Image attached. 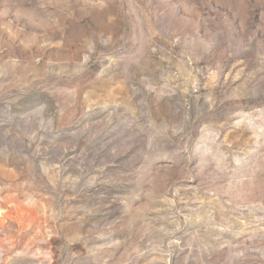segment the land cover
Segmentation results:
<instances>
[{
    "label": "rangeland",
    "instance_id": "rangeland-1",
    "mask_svg": "<svg viewBox=\"0 0 264 264\" xmlns=\"http://www.w3.org/2000/svg\"><path fill=\"white\" fill-rule=\"evenodd\" d=\"M0 264H264V0H0Z\"/></svg>",
    "mask_w": 264,
    "mask_h": 264
},
{
    "label": "built area",
    "instance_id": "built-area-1",
    "mask_svg": "<svg viewBox=\"0 0 264 264\" xmlns=\"http://www.w3.org/2000/svg\"><path fill=\"white\" fill-rule=\"evenodd\" d=\"M196 91V90H195Z\"/></svg>",
    "mask_w": 264,
    "mask_h": 264
}]
</instances>
